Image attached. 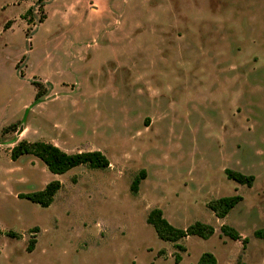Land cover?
<instances>
[{
	"label": "rangeland",
	"instance_id": "obj_1",
	"mask_svg": "<svg viewBox=\"0 0 264 264\" xmlns=\"http://www.w3.org/2000/svg\"><path fill=\"white\" fill-rule=\"evenodd\" d=\"M44 4L0 0V264H198L206 252L264 264V0ZM21 141L101 151L111 165L54 175L33 156L11 160ZM226 169L253 175V187ZM52 181L62 188L49 208L19 199ZM236 195L225 219L208 209ZM154 209L215 234L181 251L147 223Z\"/></svg>",
	"mask_w": 264,
	"mask_h": 264
},
{
	"label": "trees",
	"instance_id": "obj_2",
	"mask_svg": "<svg viewBox=\"0 0 264 264\" xmlns=\"http://www.w3.org/2000/svg\"><path fill=\"white\" fill-rule=\"evenodd\" d=\"M48 0H38V5L45 6V2ZM33 9L30 8L24 19H27V15L32 14ZM45 16H42L41 22H43ZM32 22H29L31 24ZM12 22H8L5 29H10ZM37 89L40 85L35 84ZM42 94L40 89L35 97V102L39 103ZM23 156H33L39 159L48 169V171L54 175H65L71 170L78 167H88L93 170H107L110 168L109 159L101 151L81 152L75 154H69L61 150L59 147L52 143L46 142H27L21 141L17 143L11 150V160L17 162ZM145 171L142 170L140 174L133 180L131 185V192L137 194L142 181L145 179ZM226 177L234 181L239 185H244L249 188L253 187L255 183V177L253 175H246L239 171L231 169L225 170ZM62 184L59 181H52L46 185L41 191L32 192L29 194H20L19 199L28 200L34 204L39 205L42 208H49L55 201V197L61 190ZM243 201V197L236 195L231 197H222L220 199L211 201L208 203V209L211 210L215 217L218 219L226 218L230 212ZM147 223L151 225L160 240L165 242L175 243L177 249L184 251V247L178 244L179 241L188 237H199L204 240L210 239L215 234V228L209 224L202 223L200 221L195 222L185 229L176 228L171 225L164 217L162 210H152L148 217ZM221 232L224 236L241 242L243 245L248 244L249 240L238 233V231L228 225L221 227ZM11 237H17L16 235L9 233ZM257 238H264V229L255 233ZM1 236V233H0ZM35 240L32 239L29 242L28 250L32 251L35 246ZM176 261H180V257L176 256ZM198 264H217L216 257L206 252L202 254Z\"/></svg>",
	"mask_w": 264,
	"mask_h": 264
},
{
	"label": "crops",
	"instance_id": "obj_3",
	"mask_svg": "<svg viewBox=\"0 0 264 264\" xmlns=\"http://www.w3.org/2000/svg\"><path fill=\"white\" fill-rule=\"evenodd\" d=\"M27 129H28V128L24 126V127L21 129V134H25L26 131H27ZM49 143H52V142L49 141ZM52 144H53V143H52ZM217 219H218V218H217ZM224 219H225V218H224Z\"/></svg>",
	"mask_w": 264,
	"mask_h": 264
}]
</instances>
